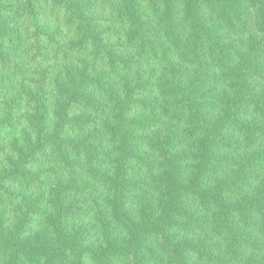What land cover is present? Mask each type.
<instances>
[{"label": "trees", "instance_id": "16d2710c", "mask_svg": "<svg viewBox=\"0 0 264 264\" xmlns=\"http://www.w3.org/2000/svg\"><path fill=\"white\" fill-rule=\"evenodd\" d=\"M0 264H264V0H0Z\"/></svg>", "mask_w": 264, "mask_h": 264}]
</instances>
